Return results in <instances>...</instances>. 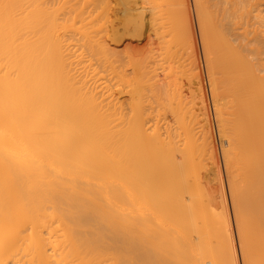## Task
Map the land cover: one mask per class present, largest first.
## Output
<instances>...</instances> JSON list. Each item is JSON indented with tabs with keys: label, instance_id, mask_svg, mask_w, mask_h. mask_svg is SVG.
Masks as SVG:
<instances>
[{
	"label": "bare ground",
	"instance_id": "1",
	"mask_svg": "<svg viewBox=\"0 0 264 264\" xmlns=\"http://www.w3.org/2000/svg\"><path fill=\"white\" fill-rule=\"evenodd\" d=\"M39 1L0 0V264H239L209 95L239 251L264 264V0H193L209 91L189 0L140 79L107 0L63 21Z\"/></svg>",
	"mask_w": 264,
	"mask_h": 264
},
{
	"label": "rangeland",
	"instance_id": "2",
	"mask_svg": "<svg viewBox=\"0 0 264 264\" xmlns=\"http://www.w3.org/2000/svg\"><path fill=\"white\" fill-rule=\"evenodd\" d=\"M35 1L36 0H34V3H35ZM38 1L39 0H37V3H38ZM40 1H41V8L43 6V11H45V8L48 7L45 12L49 13V15H51V17H53L52 18L53 20L57 19L59 21H60V19H62V21H63L65 19V15H66V17L68 16V13L70 12L69 10L74 8L75 5L73 3H77L76 0H71L70 2L67 1V0H64V1H66L65 3H67V5L63 2V0H59V1L58 0H48V1L44 0L45 2L43 0H40ZM40 1H39V3H40ZM117 1L119 2V0H107V2H109L108 4H110V5L107 6V4H106V7H108L109 10L107 12L108 14L106 15L107 18H104L106 20V21L104 20L106 22V24L105 23L103 24L104 31H105L104 32V35H105L104 39H106L105 41L109 44V47H112L111 49H112L114 55H116V57H117V59H116V57H114L116 59V62L114 64H115L117 70L125 71L128 74V79L131 78L132 76L135 79H140L141 76H142L141 73L144 71V69H142L143 68L142 66H144L146 64V66H145V67H147V69L145 68L146 70H148V66H150L152 68V66H154L153 64H155V66H157L156 64L158 62L160 63V61H161L160 58L163 57L162 60L164 59V56H165L164 53H165V50H166V46L169 43H172V42H169L168 44L164 43V42H167V41H170V40L172 41L171 37L168 34H167L168 35L167 37H166V35L163 37L164 39L166 38L165 40L162 39V37H161V33L164 32L165 30H167V28L169 26V21H168L169 19H166L168 17H166L167 15L164 16L165 15L164 13L168 12L170 10V8H168L169 10L166 11L167 6H170L168 4H170V2L172 4V0H128L129 4L127 3L128 1L125 0V1H127V2H125L126 3L125 7H123L124 5H121L122 4L121 2L118 3ZM189 1H190L189 4H190V9H191V14H192V20L194 21V23H193L194 27H195L194 29L196 31L195 34H196L197 41H198L199 62H200L201 67H202L201 71L203 72V76L205 77L206 76V71H205L206 67L204 66L205 65V61H204V55L202 53L203 49L201 48L200 40H199L200 37H199V31H198V25H197L198 23H196L197 21H196L195 7H194L193 0H189ZM230 1L229 0H224L223 1L224 2L223 6L224 7L225 6L228 7L229 4H230L229 3ZM53 2L58 7H54L56 5H54ZM59 2H60V5H59ZM37 3H35V4L37 5ZM69 3H70V5H69ZM213 3H215V0L211 2V4H213ZM44 4H46V5L48 4V5L44 6ZM123 4H124V2H123ZM39 5L40 4H38V6ZM68 5L70 6V9H69ZM66 6H67V8H66ZM77 6H78V4H77ZM63 7H65V8L63 9ZM263 7H264V3L262 2L261 3V8H263ZM58 8H59V10H58ZM75 8H76V6H75ZM164 8H165V12L162 10ZM65 9H67V10H65ZM127 9H129V10H127ZM160 9H161L162 12L159 11ZM152 10H153L154 13L152 12ZM57 11H59L58 12V18H56L57 17V13H56ZM54 12H55V15H53ZM70 13H72V15H73L74 14V10L72 9V11ZM154 14H155L156 17H153ZM47 15H46V17L47 18L49 17V19H50L51 17L49 15L48 16ZM72 15H69L68 17H70ZM136 15H137V17L139 19L134 18ZM128 16H130L131 24H127V22H126L127 19L129 21V17ZM141 16H143V18H141ZM157 17H158V19H156ZM152 18H153V20H152ZM154 18H155L156 22L153 23V21H155ZM133 19L134 20L137 19L136 23L139 22L137 24L138 26L134 25V23L132 24V22H135ZM141 19H142V21H141ZM151 22H152L153 25H151ZM240 22H238V24H236V25L232 24L233 28H234V31L237 30L236 32H238V33L242 32V28L241 27L244 26V25H239V24H243L242 23L243 21L241 23ZM222 23L226 24V22H222ZM154 24H156V26ZM105 25H106V27H105ZM132 25H134V26H132ZM232 25L229 28L230 30L232 29ZM161 26L163 28L165 27L166 29L164 28L165 29L164 30L163 28H161ZM160 29H162L163 31L160 30ZM114 30L118 33L117 35H114V32H113ZM154 30H156V31H154ZM159 31H161V33ZM150 32L151 33L154 32V33L151 34ZM157 32L160 33L159 37H155L158 34ZM230 32H232L231 34L234 33L231 37H235L236 32H233L232 30ZM158 38H159V40H158ZM169 46H170V44L167 46V48ZM172 46L173 45H171V47ZM161 62H163V61H161ZM151 68H150V70H152L154 67L152 69ZM133 72H134V75H132ZM160 74H159V76H157L158 77L157 79L160 78V80H163L162 76L164 75V73H160ZM149 76H150V74H149ZM154 79H151V80L154 81ZM157 79H155V82L157 81ZM151 80H150V83L151 82L153 83V81H151ZM204 80L206 81V77L204 78ZM205 83H206V89L209 91V89L207 88L209 86L208 82L206 81ZM119 87H116V88H119ZM183 90H184V93H186V90L184 88H183ZM207 93L209 94V92H207ZM148 94L145 96L146 99L149 98L148 100L153 101L152 98L151 99H150V97L147 98ZM129 96H130V94L126 91V89H123L120 93L117 94L118 99L120 101H122V102H128L129 98H130ZM208 99H209V103H210V110L212 109L211 110V115L213 116L212 117V119H213L212 121L214 123V128H215L214 131L216 132V133L214 132L215 140L217 141L216 142V146H217V149L219 151H221V149H220L221 148V146H220L221 144H220L219 139H218L219 135H217L218 132L216 130V124H215L214 115H213V106H212V103H211L210 95L208 96ZM219 151H218V153L220 155L219 156V161L221 162L220 164H221V167H222V174H223V180H224V185H225V189H226V196L228 198L227 199L228 207H229L228 210L230 211V217H231L232 226H233V229H234L235 241H236L235 243H236L237 252H238V263L239 264H244L243 258L241 257V254H240V251H239V242H238V239H237V236H236V227H235L236 225L234 224L235 221H234V218H233L232 201H231V197H230L229 189H228V179H227V175H226V172H225V169H224L223 159L221 157L222 154Z\"/></svg>",
	"mask_w": 264,
	"mask_h": 264
}]
</instances>
